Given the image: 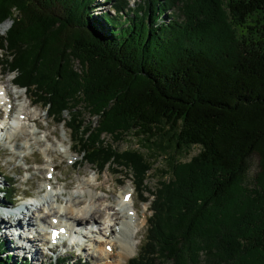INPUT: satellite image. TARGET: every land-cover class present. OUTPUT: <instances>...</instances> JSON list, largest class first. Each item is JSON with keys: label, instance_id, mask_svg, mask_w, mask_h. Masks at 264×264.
<instances>
[{"label": "trees", "instance_id": "1", "mask_svg": "<svg viewBox=\"0 0 264 264\" xmlns=\"http://www.w3.org/2000/svg\"><path fill=\"white\" fill-rule=\"evenodd\" d=\"M95 1L0 0V55L83 161L130 171L150 202L127 264H264V0H110L99 16ZM130 137L146 153L118 147ZM155 157L166 164L152 190ZM7 242L0 264H30Z\"/></svg>", "mask_w": 264, "mask_h": 264}, {"label": "rangeland", "instance_id": "2", "mask_svg": "<svg viewBox=\"0 0 264 264\" xmlns=\"http://www.w3.org/2000/svg\"><path fill=\"white\" fill-rule=\"evenodd\" d=\"M134 2V0H131ZM139 0H137L138 3ZM110 0H96L93 3L94 7L92 12L95 15H102L104 11H108L111 14V4ZM170 12V11H169ZM174 10L172 11L173 14ZM168 13H166L167 15ZM164 16V17H163ZM161 18L166 20V16L162 15ZM9 21V20H7ZM6 21V22H7ZM5 23V22H4ZM11 23V22H10ZM11 25V24H10ZM10 27V26H9ZM7 29L2 28V24L0 25V31L3 34ZM2 56L0 55V71H2L0 79L3 80L4 84L9 85L8 89L11 95L14 97V105L15 113H20L19 108H23L27 106L28 113L33 117L30 119L28 126L32 127L29 131L30 138H26V133L19 130H11L6 132L7 130L0 128V136L2 133L7 135V138L0 139V187L7 188L6 179H8L11 184L8 192L15 191L17 193L16 203L27 202L28 206L22 208L19 211V216H16V219L21 220V222H26L29 219V214L31 213L32 203H36V205L32 206V210L41 206L42 203L46 200L52 201V196L44 194V187L49 184V182H56L52 191L60 188H64L63 195L59 198V202L66 206L67 199L70 197L72 193H78L79 191L85 195V198L88 197L87 192L84 189L81 191V185L83 182L91 180L96 189L93 188V192L97 193V195H102L107 198L106 203H111L112 206H116L119 202H121L124 198L125 193L130 189L133 193L134 204L129 206V208H134L139 213L140 218V228L138 234H136V238L138 241L137 248L135 253L129 254L121 257L119 255H112L111 258L106 256V253L103 249H100L97 245L94 244V241L91 240V244L86 246L87 251L84 253H79V249L71 243V240L67 242L66 246L57 247V251L54 250L52 253H48L46 249L43 247V238L36 239V245L42 251V256L40 259L31 260L27 255H23L22 250H15V246L10 244L11 248H8V253H12L14 256L13 259L18 261H23V258H27L30 264H43L50 261L52 258H70L71 260L76 259L77 257L80 259L84 257L87 264H127L130 259L137 253V250L140 249L145 241V235L147 234V221L152 211L149 210L150 202H143L141 200L139 191H136L133 188V184L131 179L133 178L130 171L120 170L119 173L113 172L112 169H106L104 171H100L98 168L88 164V162L83 161L82 154L78 153L77 150H74V140L71 137V129L67 126L64 121H55L53 117L49 116L48 112L41 103H35L34 97L25 91V88L20 89L18 86H14L13 75L7 72L5 69L6 65L1 61ZM1 84V83H0ZM67 115V114H66ZM86 120H92L95 122V118H90V116L85 117ZM35 119V120H34ZM17 133L18 138L15 139L12 133ZM35 132V134H33ZM108 141L111 142V139L108 138ZM20 147H19V146ZM118 147L121 150H125L126 148H141L143 151H146L145 147L139 144V141L136 138H126L122 142L118 143ZM70 148V149H69ZM69 149V153L66 151ZM200 150L199 145L192 147L189 151H182L179 153V158L190 160L193 155L196 154ZM78 162V163H77ZM54 166L53 174L50 175L49 171L51 170V166ZM166 164L164 157H155V164L153 165V171L149 175L146 180L148 184V188L154 189L157 185V179L161 177L163 174V166ZM259 159L257 154L252 155V167L250 168V178L255 175V171L259 169ZM99 179H96L94 176H97ZM50 176L51 181H48V177ZM54 176V177H53ZM129 176V177H127ZM252 180V179H251ZM53 183V184H54ZM64 186V187H63ZM85 190H89L86 188ZM134 190V191H133ZM80 193V194H81ZM27 194L32 195L33 197L26 196ZM0 200L5 201L2 198V193H0ZM41 202V200H43ZM112 201V202H111ZM41 202V203H39ZM59 203V204H60ZM103 203V202H102ZM41 204V205H40ZM58 204V205H59ZM6 207H11L7 205ZM7 209V208H6ZM30 211V212H29ZM48 209L39 207V211H35L40 215H47ZM9 213L0 211V235L2 238L6 239V241H10L15 235L11 232L8 233L5 226L2 225L1 219L2 216H6ZM15 214H11L14 216ZM17 215V214H16ZM26 217V219H24ZM31 221V228L37 229L41 235L46 236V232H43L44 222L39 221L36 223L34 219ZM91 223V222H90ZM97 224H100L97 222ZM80 225V226H79ZM84 224H77L79 228L85 229ZM89 227H87L88 229ZM6 230V232H5ZM8 234V235H7ZM45 234V235H44ZM97 236V232L95 233ZM24 238V237H23ZM47 238V237H46ZM98 238V237H97ZM43 240V241H42ZM10 243V242H9ZM22 242L20 241V244ZM22 245H20L21 248ZM115 250L118 251L119 248L115 246ZM14 249V251H13ZM81 249V248H80ZM96 253L97 256L92 255L91 253ZM7 253V251H6ZM22 255H21V254ZM25 253V252H24ZM47 253V254H46ZM3 254V253H2ZM50 254V255H49Z\"/></svg>", "mask_w": 264, "mask_h": 264}, {"label": "bare ground", "instance_id": "3", "mask_svg": "<svg viewBox=\"0 0 264 264\" xmlns=\"http://www.w3.org/2000/svg\"><path fill=\"white\" fill-rule=\"evenodd\" d=\"M9 26V21L2 24V28L4 29H8ZM0 73H2V71H0ZM0 83L2 84L1 88L7 95V103L10 106L12 112L16 105L13 103L14 97L9 92V85L6 86L2 79H0ZM23 107H25L26 110L19 108L20 113H17V116L15 115L12 121L14 124L6 127V132L16 129L25 132L26 138H30L31 134L29 131L32 127H29L28 123L33 117L28 113L27 106ZM12 134L15 139L18 138V133L17 135L14 132ZM33 134H35V132H33ZM69 149L66 151L67 153H69ZM53 171L54 166L52 164L51 170L49 171L50 175L53 174ZM94 177L99 179L98 175ZM48 178V181H51L50 176ZM92 182L93 181L91 180L85 181L82 183L80 188L81 191L84 189V191L87 192V198H85V195L80 191L77 194L72 193L67 199V203H65L66 206H63V204H61L62 202H59V198H61V195H63L64 191L62 190L66 189L67 186H63L64 188L52 191L51 189L53 188V185H56V182H49V184L46 185V189L48 190L46 195H48V197L52 196V201H50L51 198L46 201L43 199L41 202H44L42 205L40 204L41 206H39L41 208L43 207L48 209L46 216L43 214L40 215V213L37 214L35 212L39 211V207L32 210L31 208L33 205H30L31 213L28 216L29 219H26L27 216L24 218L27 220L25 223L21 222L19 219H14L13 216H11V214H18L19 211L7 212L9 213L6 215L8 217L2 216L1 219L3 221L1 224H3L2 229L3 226H5V228L7 227L6 230H9L8 233L12 232L15 235L10 241H8V243L10 242L9 246L10 244H13L15 246V250H22L25 252H22L23 255H27L31 260L37 261V259L41 258L42 251H40L38 248V244L36 245V239L41 237L43 238L44 242H50V238L55 236H61V238H63L64 234L70 231L75 233V240L72 244L79 249V253L81 254L84 253V251H87L86 246L92 243L91 240L94 241V244L100 249L104 250L108 258H111L112 255L114 256L116 254L124 257L127 255V253H135L138 244L136 234H138L141 222L137 210L134 208H129V206L134 204L132 190H128L125 193L123 200L116 206H112L111 203H106L107 198L102 195H97V193L92 191L93 188H97ZM86 188H89V190H85ZM25 203L24 204L26 206L29 205L27 202ZM32 219H34L36 223L43 221L45 229L44 231L48 229L49 234L43 236L36 228H31V224L33 222L31 221ZM85 222L87 224L90 222L96 224L95 227H92L90 231L80 230L79 227L76 226V224H84ZM97 222L100 224H97ZM96 232L97 236L95 235ZM20 241L22 242L21 244ZM20 245H22L21 248H18ZM115 246L119 248L118 251L115 250ZM91 254L97 256L95 252H92Z\"/></svg>", "mask_w": 264, "mask_h": 264}, {"label": "water", "instance_id": "4", "mask_svg": "<svg viewBox=\"0 0 264 264\" xmlns=\"http://www.w3.org/2000/svg\"><path fill=\"white\" fill-rule=\"evenodd\" d=\"M8 20V19H7ZM6 21V20H5ZM9 22H11V21H9Z\"/></svg>", "mask_w": 264, "mask_h": 264}]
</instances>
